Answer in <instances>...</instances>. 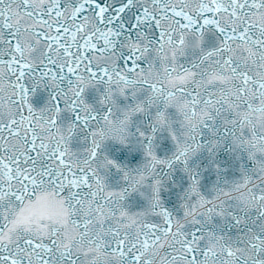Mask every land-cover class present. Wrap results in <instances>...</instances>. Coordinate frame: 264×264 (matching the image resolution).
<instances>
[{"label":"snow or ice","instance_id":"1","mask_svg":"<svg viewBox=\"0 0 264 264\" xmlns=\"http://www.w3.org/2000/svg\"><path fill=\"white\" fill-rule=\"evenodd\" d=\"M0 264H264V0H0Z\"/></svg>","mask_w":264,"mask_h":264}]
</instances>
